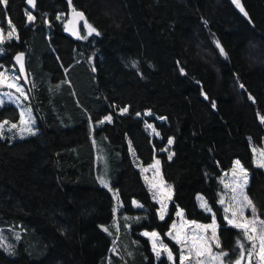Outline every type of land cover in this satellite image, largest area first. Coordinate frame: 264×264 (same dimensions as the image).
<instances>
[{
    "label": "trees",
    "instance_id": "trees-1",
    "mask_svg": "<svg viewBox=\"0 0 264 264\" xmlns=\"http://www.w3.org/2000/svg\"><path fill=\"white\" fill-rule=\"evenodd\" d=\"M26 1L0 3V29L16 33L0 43V69L19 75L13 59L27 53L30 91L18 78L38 119L25 137L2 123L0 264H181L168 236L179 212L215 219L222 248L234 249L244 230L219 198L230 195L226 180H244L237 160L264 219L251 149L264 146V0H242L247 17L229 0H36L34 10ZM70 7L84 13L86 39L66 34ZM21 118L15 101L0 105V122ZM131 148L143 164L157 158L173 187L164 219ZM144 230L174 259H157Z\"/></svg>",
    "mask_w": 264,
    "mask_h": 264
},
{
    "label": "rangeland",
    "instance_id": "rangeland-1",
    "mask_svg": "<svg viewBox=\"0 0 264 264\" xmlns=\"http://www.w3.org/2000/svg\"><path fill=\"white\" fill-rule=\"evenodd\" d=\"M67 24V23H66ZM9 31H13L12 29ZM14 34L16 36L15 31H13ZM0 36H3L4 39L7 40V34L2 32V30L0 29ZM2 53V46H0V54ZM0 72H2L4 75L3 77H0V80H3L4 82H2L1 84L8 86L7 90H0V101H2V103H4V101L10 100V101H15L16 103H18L21 108H22V118L17 121V122H12V121H1L0 124H2L3 122H8L9 124H15L17 125V131H16V136L17 137H25L30 135L27 132H24L23 134L21 133V129L22 128H26V127H31L33 129V132L37 131V127L36 125L38 124V119L32 109V106L30 105V103L28 102H23L24 100L28 99V95L26 94L25 90L23 89V94H21V92L17 91V87H22L21 83L19 81V78L16 73L14 72H9L7 71L5 68L0 69ZM9 85H15V87H9ZM22 85L24 86V83H22ZM10 88L11 92L8 91V89ZM14 90L16 91L15 94ZM23 99V100H22ZM0 103V105L2 104ZM111 116V115H109ZM31 117V119H30ZM23 121H27L28 123H22ZM4 128H9L6 124H3ZM0 132L3 134V130L0 129ZM10 137V133L7 134ZM11 138V137H10ZM251 149L253 152V159H254V163L256 166H259L260 162H264V155H262V153H264V146L261 145H256L253 142H251ZM174 155V152H172V150L170 149L169 155ZM101 155H103V152L101 151ZM101 155H99V157H101ZM131 155L133 158V162L135 164V166L141 170L142 175H143V179L144 182L149 190V192L152 195L153 200H155L159 207H158V216L160 218V214H161V202H163V204L165 205V214H164V218L167 215L168 212V203H167V198H171L172 193H173V187L170 183H168L167 181H165V179L162 177L161 174V164L159 163L158 167H154L155 162L158 160L157 158H155L151 163L149 164H143L140 159L137 157V155L135 154L134 150L131 148ZM105 156L103 155V158ZM159 161V160H158ZM160 162V161H159ZM106 161H104V164L102 166V170L104 168H106ZM261 169L264 170V167H260ZM102 177V176H101ZM242 179H232V180H226L224 182V185L226 187H228L230 195H224V193H222L220 195L219 198V202L221 200L224 201V203L222 204L224 209H225V217L227 216L229 219H232L234 223H246L247 220H250L253 216V213L251 211L250 208H244L243 210V216H241L240 214V209L242 208L243 204H244V195L246 194L250 199V195L247 191V185L243 188L238 187V185L243 184ZM233 188L236 189V191H233ZM203 198V200L207 201L205 196L203 194H198L197 195V201L198 204L200 206L201 204V199ZM170 200V199H169ZM252 200V199H251ZM169 202V201H168ZM253 202V200H252ZM208 204V208L210 209V211L208 209L205 208H201L207 212L213 213V210L210 206V204L207 202ZM254 204V202H253ZM140 206V205H139ZM255 206V204H254ZM229 207H231L233 209V212L236 213L235 217H233V212H228L226 211V209H228ZM256 209V213L255 215L261 219L264 220L263 218H261L258 215V211L257 208L255 206ZM247 218V220L245 219ZM138 222V220H135V223ZM228 222V221H227ZM213 223H207V222H202V221H197V220H189L187 218H185L183 215H179V217L173 222V224L171 225L170 230L168 231L172 233L171 236H169L172 240H174L178 246H179V252H180V256H181V252H187V248L188 247H192V241L195 240L196 241V245L193 248V253H192V259L191 261H184V264H200V262H202V264H220V262L218 260H213L212 256L217 255L219 252L223 251L225 253H227V256L224 257V264H235V261L239 258L240 256V252L241 249L239 247V244L242 243L244 245V254L245 256H247V253L249 251H251V244L254 241H249L247 238L245 239L246 236L243 235V239H240L237 243H236V247L234 249H226V248H222V244H221V239L218 235V230H217V222L215 220V224H216V230H217V236L219 239V244L220 247H216L215 242L211 240V236H212V229L211 228H200L198 227L199 225H211ZM118 218H116V226L118 227ZM175 224V228H173V225ZM231 226H233V224H230ZM129 228L131 229L130 225L128 224ZM104 230L107 229V232L109 234H111V226L110 225H102L101 226ZM145 232H156L158 233L156 230H144L143 233ZM159 234V233H158ZM200 234H204L201 235V238L203 239H199L197 240V235ZM186 235V238H185ZM174 236H178L180 239H184L187 241V244L182 248V245L180 243L177 242L176 239H173ZM148 239L150 240L151 243V249L154 252L156 258H160L163 255L168 256L167 252L161 247V244L166 245L167 249L171 251L170 247L161 239L160 235L159 238L157 240V249L160 251V255L157 256L156 252L153 250V241L152 238L147 236ZM258 244V241H255ZM206 245H210L211 246V254H209L207 252V248ZM196 248H199L202 252H204L203 255L197 257L196 256ZM172 253V251H171ZM174 259L173 253H172V259ZM241 264H248V260L245 259L241 262ZM252 264H260V262L257 260L256 254L253 253L252 255Z\"/></svg>",
    "mask_w": 264,
    "mask_h": 264
},
{
    "label": "snow or ice",
    "instance_id": "snow-or-ice-1",
    "mask_svg": "<svg viewBox=\"0 0 264 264\" xmlns=\"http://www.w3.org/2000/svg\"><path fill=\"white\" fill-rule=\"evenodd\" d=\"M234 2L237 4V6L240 8V11L243 12V14L245 16L248 15V13L244 10L243 6L240 4V0H234ZM0 3L7 5L8 0H0ZM27 3L32 5L33 7H35V0H27ZM78 16H80L81 18L83 17L82 13H77ZM28 21L31 22L33 20H35V17L33 15H31V13L28 14ZM60 17H57V19H59ZM85 23L87 24V22L85 21ZM10 24V21H9ZM14 27V26H13ZM88 31H89V35H91L92 33H96L97 35H99V33L96 31V29L94 27H92L91 25H87ZM14 32L13 31H9L7 33V38H12L13 37ZM75 34V33H74ZM18 38V37H17ZM81 39H86L87 37L85 36H81ZM4 37L0 36V43L3 42ZM217 45L219 46V42L217 41ZM220 52L227 55L226 53H224V49L222 47H220ZM23 53L19 54L16 57V60L20 63V68L21 70H23ZM181 72H183V69H180ZM3 73L0 72V77H3ZM4 82L3 80H0V83ZM9 87H15V85H9ZM241 88H244V85L241 84L240 85ZM17 91L21 92V94H23V87H17ZM205 98L207 99V96L205 94ZM251 98V96H250ZM0 103H2V101H0ZM212 107H215V103L212 104ZM128 109L127 108H123L121 109V112H127ZM137 115H140L139 113H137ZM31 119V117H30ZM106 120L110 121L111 120V116L105 117ZM161 119H166V118H161ZM7 123V122H5ZM22 123L27 124V121H23ZM101 123H103V121H101ZM4 127L3 124H0V129H2ZM13 128L17 127V125L13 124L12 125ZM24 132H27L29 134H34L33 129L31 127H26V128H22L21 129V133L23 134ZM2 134V133H0ZM173 143V140L170 138L168 140V144L171 145ZM262 155H264V153H262ZM172 155L170 154L168 159H171ZM159 161L157 160L155 162L154 167H158L159 165ZM236 168L239 169L240 174L243 176L244 181L243 184L238 185V187L243 188L247 185V172L246 170L243 169V167L240 165V161H236ZM260 167H264V162H260L259 163ZM236 168L233 169V175L235 176L237 174L236 172ZM100 182L102 184L106 185V181L103 178H100ZM233 191L235 192L236 189L233 188ZM201 199V204L200 207L201 208H205L208 209L210 211V209L208 208V204L207 201L203 200V198ZM244 204L242 206V208L240 209V214L241 216H243V210L244 208H250L253 216L250 220H247V218H245L247 220L246 223H234L232 219H229L227 216L225 217V219L228 221L229 224H233L234 227L236 228H241L244 230V234L246 236V238L249 241H254L251 244V251H249L247 253V256H245L244 254V245L242 243L239 244V247L241 249L240 252V256L239 258L235 261V264H241V262L245 259L248 260V264H252V255L253 253L256 254L257 260L260 262V264H264V220L259 219L255 213H256V209L255 206L252 202V200L245 194L244 197ZM220 203H224L223 200L220 201ZM139 206V205H138ZM226 211L228 212H233V209L231 207H229L228 209H226ZM164 214H165V205L163 204V202H161V214H160V219H164ZM177 215H182V213H177ZM236 213L233 212V217H235ZM198 227L200 228H211L212 229V236H211V240L215 242L216 247H220L219 244V239L217 236V230H216V224H215V219H213V223L211 225H199ZM173 228H175V224L173 225ZM105 231H107V229H105ZM143 235L145 236H149L152 238L153 241V250L156 252V255L159 256L160 255V251L157 249V240L159 238V234L156 232H145L143 233ZM169 236L172 235L171 232L168 233ZM173 239H176L178 243H180L182 245V248L187 244V241L184 239H180L178 236H174ZM203 239V238H201ZM258 241V244L255 242ZM239 243V242H238ZM192 247H188L187 248V252L182 251L181 252V256H180V261L181 264H184V261L188 260L191 261L192 259V253H193V248L196 245V241L193 240L192 241ZM3 246V245H0ZM161 247L167 252L169 259H172V253L170 250L167 249L166 245L161 244ZM207 248V252L209 254H211V246L210 245H206ZM204 252H202L199 248H196V256L199 257L201 255H203ZM227 256V253L221 251L219 252L217 255L212 256L213 260H218L220 262V264H224V257ZM200 264H202V262H200Z\"/></svg>",
    "mask_w": 264,
    "mask_h": 264
},
{
    "label": "water",
    "instance_id": "water-1",
    "mask_svg": "<svg viewBox=\"0 0 264 264\" xmlns=\"http://www.w3.org/2000/svg\"><path fill=\"white\" fill-rule=\"evenodd\" d=\"M229 1L233 4V6L236 8L237 11L241 12L240 8L237 6V4L234 2V0H229ZM26 3H27V1H26ZM240 4L243 6V8L245 10V6H244L242 0H240ZM35 6H36V0H35ZM27 7L29 9H31V10L35 9V7H33L32 5H30L28 3H27ZM77 13H82L83 17L81 18L80 16L77 15ZM241 13H243V12H241ZM68 18H69V20H68V23H67V26H66V34L76 40V39L79 38L81 23L85 20V15H84L83 12L74 9L73 7H70ZM21 53H19V54H21ZM19 54H17L14 57L13 63L15 65V67H16L19 75H20V78H21V80L24 83V85L30 91L31 81H30V76H29V71H28V66H27V53H23L24 54L23 55V70H21L20 63L16 60V57Z\"/></svg>",
    "mask_w": 264,
    "mask_h": 264
},
{
    "label": "crops",
    "instance_id": "crops-1",
    "mask_svg": "<svg viewBox=\"0 0 264 264\" xmlns=\"http://www.w3.org/2000/svg\"><path fill=\"white\" fill-rule=\"evenodd\" d=\"M179 213H181V212H179Z\"/></svg>",
    "mask_w": 264,
    "mask_h": 264
}]
</instances>
